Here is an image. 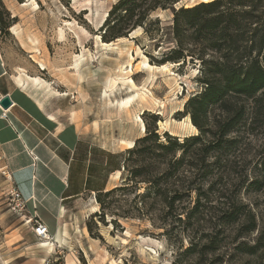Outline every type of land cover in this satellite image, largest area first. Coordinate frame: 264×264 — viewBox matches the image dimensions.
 Returning <instances> with one entry per match:
<instances>
[{
  "label": "rangeland",
  "instance_id": "1",
  "mask_svg": "<svg viewBox=\"0 0 264 264\" xmlns=\"http://www.w3.org/2000/svg\"><path fill=\"white\" fill-rule=\"evenodd\" d=\"M2 1L14 18L8 31L0 32V44L10 70L16 74L22 69L30 76H38L55 91L36 94L43 104L39 106L42 126L58 128L53 134L47 131L44 136L49 138L64 130H69L70 135L74 133L80 162L94 165L99 175H104L106 185H124L132 169L140 167L141 177H158L166 171L160 177H166L167 195L180 190L173 209L154 200L152 195L135 197L145 191L144 183L117 191L104 198L101 221L92 212L97 207L100 214V205L89 194L83 199L85 210L77 220L72 218L77 227L83 228L85 238L75 228L80 250L74 249L73 256L70 249L63 259L62 254L55 256L47 245H41L47 241L33 237L30 219L13 209L10 194L14 188L6 169L0 166V261L19 255L14 243L28 240L24 250L30 246L29 252L35 251L43 259L40 264H264V180L260 178L258 190L247 185V179L260 177L256 162L264 151V94H260L257 102L239 99L245 103L247 112L238 131L229 136L236 140L213 151L206 161L210 163L207 168L196 146H188L187 155L193 154L198 160L194 163L191 160L193 164L189 165L187 156L175 165L168 160L161 164L153 154L143 155L145 158L139 151L129 154L132 148H126L123 143L143 137L147 127L156 128L163 143L166 135L177 137L181 142L198 134L197 129L183 124L188 116L184 105L204 87L203 64L197 55H187L185 61L162 60L176 48L173 9L191 6L190 1L180 0L172 7L152 11L136 32L126 33L124 40L110 41L116 43L114 49L101 47L96 35H100L97 23L102 14L106 12L107 16L118 0ZM262 5L257 4V13L262 11ZM228 7L249 10L252 3L240 8L236 2L222 0L221 9ZM185 42L191 51L198 53L201 46L198 41ZM206 53L207 59L218 56L212 51ZM142 56L151 65L167 64L168 70L151 73L140 65ZM130 68L132 71L125 73ZM128 75L138 88L144 87L148 96L121 108L117 101L133 93L121 84L110 92L105 83L108 78ZM26 93L35 94L32 90ZM210 112L212 118L219 114V109L213 106ZM138 118L145 125L143 132ZM116 171L121 172L118 179L113 178ZM197 199L200 206L187 222L183 212ZM229 207L238 208L241 213L251 209L257 218V229L244 235L239 234L238 223H223L219 217ZM258 236L260 242L255 254L245 255L234 250L239 242L252 244Z\"/></svg>",
  "mask_w": 264,
  "mask_h": 264
},
{
  "label": "trees",
  "instance_id": "2",
  "mask_svg": "<svg viewBox=\"0 0 264 264\" xmlns=\"http://www.w3.org/2000/svg\"><path fill=\"white\" fill-rule=\"evenodd\" d=\"M179 1L118 0L112 5L99 28L100 38L104 42L121 38L126 33L142 27L152 11L172 7ZM226 1L236 2L240 8L246 3H252V8L249 10L230 7L221 9L222 0H210L189 7L181 6L176 11L173 9L172 32L176 48L171 49L162 59L164 62L181 59L185 61L187 55H197L203 64L201 82L204 87L184 105V112L198 130V134L185 137L181 142L177 137L166 135V142L163 143L159 140L156 128L147 127L146 135L134 142L129 154L139 151L140 156L144 158L143 155L153 154L154 157L159 158V163L165 164L168 160L169 163L173 161L175 165L182 163L188 156L187 162L192 165L198 157H194L193 154L187 155V147L196 146L201 155L202 164L207 168L210 163L206 161L213 151L222 149L225 144L235 142L236 138L229 136L238 131V126L247 112L245 103L239 102V99H252L257 102L260 94H264V0ZM260 3H263V9L257 13L256 7ZM13 21L14 18L10 17L9 11L0 0V32H7ZM191 29L192 33H189ZM189 39L191 42L200 43L198 53H194L187 47L185 41ZM206 51H212L218 56L207 59ZM213 106H217L219 114L211 118L210 110ZM153 119L156 120V117L153 116ZM153 149L159 152L154 153ZM256 168L260 177L247 179V185L255 186L258 190L261 179L264 180V151L261 159L259 158L256 162ZM165 172L161 174L166 175ZM141 174L143 173L140 167L132 169L124 185L96 193L95 199L102 211L100 214L97 213L98 211L94 214L100 221L104 216V198L117 191L136 187L140 183L146 184V189L135 197L145 198L152 195L154 200L173 209L180 189H176L174 194L169 196L166 177H160L162 175L141 177ZM199 206L200 201L197 199L188 211L183 212L184 220L189 222ZM177 219L182 221L181 216ZM219 219L223 223H238L239 234L244 235L252 233L258 226L256 215L249 208L245 213H241L238 208L229 207L222 211ZM112 223L115 224L114 221ZM87 228L90 231L88 225ZM259 242L260 236L252 244L242 241L234 247V250L245 255H253L259 248Z\"/></svg>",
  "mask_w": 264,
  "mask_h": 264
},
{
  "label": "crops",
  "instance_id": "3",
  "mask_svg": "<svg viewBox=\"0 0 264 264\" xmlns=\"http://www.w3.org/2000/svg\"><path fill=\"white\" fill-rule=\"evenodd\" d=\"M14 76L0 44V96L9 95L12 101L9 108L0 107V166L6 169L12 187L26 202L24 217L42 220L54 239L52 254H62L66 259L70 249L73 256L74 249L80 250L74 229H80V236L85 238L83 228L72 220H77L85 210L84 197H95L116 185H106L104 175H99L94 165L80 162L74 133L70 135L69 130H64L49 138L44 136L58 128L42 126L39 106H43L17 85ZM3 111L7 118L1 117ZM57 235L61 243L56 241ZM26 245L28 240L16 241L15 251L19 255L10 259L1 256L0 264H40L43 259L35 251L30 253V246L24 250Z\"/></svg>",
  "mask_w": 264,
  "mask_h": 264
},
{
  "label": "bare ground",
  "instance_id": "4",
  "mask_svg": "<svg viewBox=\"0 0 264 264\" xmlns=\"http://www.w3.org/2000/svg\"><path fill=\"white\" fill-rule=\"evenodd\" d=\"M190 1L189 3L192 4L191 6L200 3V2H207L210 0H188ZM35 4V3H34ZM26 5V4H23ZM36 5V4H35ZM186 7H189V5L187 4ZM106 16V12H104L102 14V17L100 19V21L97 23V27L100 28V26L102 25V21L104 20V17ZM82 29V28H80ZM12 30H14V28H12ZM84 30V29H82ZM137 29L132 30L131 34H133L134 32H136ZM97 38V42L98 44L103 47L104 49H114L113 47H115L116 43L115 42H104L100 39V35H96ZM118 40H124L126 39L125 37H121V38H117ZM143 59L140 62V65L144 66V68L148 69L151 73L153 72V70H168V66L167 64H163L160 66H155V65H151L145 56H142ZM42 67H43V63H39ZM131 67V66H130ZM120 67V71H121ZM141 69V68H140ZM132 71V69L130 68L129 70H127L125 73H130ZM170 71V70H169ZM150 73V74H151ZM150 77V76H149ZM14 80L17 83V85H19L22 89H24L27 92H31V90L34 93H31L36 100L38 101V103L43 106L42 101L39 100L38 95L36 94H40L42 92H47V93H55V91H53L51 89V86L42 78L38 77V76H30L29 74H26L24 72V70H20L18 73L15 74L14 76ZM118 84L121 85H127L129 92H132L133 94L127 96L126 98H122L120 101H117V105L121 108H127L130 107V105L135 101V100H144L148 95H147V91L144 89V87L142 88H138V86L135 84V82L132 80V78L128 76L124 77V76H118V77H113V78H108V80L105 83V86L108 88V91L113 92L114 89L117 88ZM178 88V87H177ZM179 89V88H178ZM107 92V91H106ZM110 95V93H109ZM106 96V95H105ZM152 99V98H151ZM155 100V99H152ZM158 101V100H157ZM161 103V102H160ZM140 121V127H141V131L143 132L145 130V125L143 123V121L138 118ZM161 123V122H160ZM183 124L185 127L191 128L196 130L195 126L190 122L189 117L187 116L185 121H183ZM122 141V140H121ZM123 143H125L126 148H132L134 146V141L133 140H126L123 141ZM120 177V173L117 172L113 175L114 179H118ZM10 178V177H8ZM92 212H97V207H93ZM56 241L61 243L60 237L57 235L56 236ZM145 240V239H144ZM43 245H47L48 250L51 251L54 247V239L51 238L50 241L44 242Z\"/></svg>",
  "mask_w": 264,
  "mask_h": 264
},
{
  "label": "built area",
  "instance_id": "5",
  "mask_svg": "<svg viewBox=\"0 0 264 264\" xmlns=\"http://www.w3.org/2000/svg\"><path fill=\"white\" fill-rule=\"evenodd\" d=\"M2 118H7V114L5 111L1 113ZM11 198L12 201L14 202L13 209H18L19 211L23 212L26 209V202L23 200L18 193L16 189H13V192H11ZM31 221V230L39 241H48L51 237L49 229L47 225L40 220L37 217H34L30 219Z\"/></svg>",
  "mask_w": 264,
  "mask_h": 264
},
{
  "label": "water",
  "instance_id": "6",
  "mask_svg": "<svg viewBox=\"0 0 264 264\" xmlns=\"http://www.w3.org/2000/svg\"><path fill=\"white\" fill-rule=\"evenodd\" d=\"M12 104V101L9 97V95H3V96H0V107L2 109H7L11 106Z\"/></svg>",
  "mask_w": 264,
  "mask_h": 264
}]
</instances>
